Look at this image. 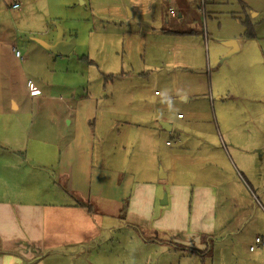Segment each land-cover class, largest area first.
Wrapping results in <instances>:
<instances>
[{
	"label": "rangeland",
	"instance_id": "374dc122",
	"mask_svg": "<svg viewBox=\"0 0 264 264\" xmlns=\"http://www.w3.org/2000/svg\"><path fill=\"white\" fill-rule=\"evenodd\" d=\"M212 1L32 0L29 18L19 26L28 31L34 24L41 32L17 31L13 40L20 41V49L25 51L24 42L33 40L54 44L59 30L76 45L69 55L53 57L54 63L33 55L25 75L46 85L45 93L37 95L39 102L52 98L59 117L63 103L83 102L91 118L97 116V124L85 125L92 143L102 136L108 140L102 144L103 155L112 159L108 168L129 178V189L155 188L150 222L165 212L166 217L169 211L175 215L173 232L165 233L126 227L119 212L110 225L112 239L100 248L99 257L85 252L75 263L57 259L56 264H264V245L250 251L255 236H264V0ZM2 2L3 8L12 3ZM9 16L15 24L17 17ZM2 17L8 23L9 17ZM249 26L253 37L248 39ZM234 40L239 51L227 58L226 43ZM162 122L172 130H165ZM146 134L150 150L148 144L143 147ZM199 142L204 144L200 149L191 147ZM206 145L228 172L230 186L223 192L229 199L217 204L211 256L202 258L174 245L210 246L199 242L202 235L188 225L186 205L173 203L171 179L161 175L166 168H177L188 178L193 167L189 160L201 153L207 158L211 148ZM98 151L97 143L95 166L100 165ZM205 166L207 170L206 161ZM238 173L253 183L256 197ZM231 189L239 192V207ZM188 197L190 206L193 197ZM153 237L172 244H139Z\"/></svg>",
	"mask_w": 264,
	"mask_h": 264
},
{
	"label": "crops",
	"instance_id": "0c3cea01",
	"mask_svg": "<svg viewBox=\"0 0 264 264\" xmlns=\"http://www.w3.org/2000/svg\"><path fill=\"white\" fill-rule=\"evenodd\" d=\"M10 1L12 3L3 8L0 0V264H56L57 259L75 263L85 252L97 258L103 244L112 239L114 230L111 222L121 213L125 215L123 223L126 227L137 231L152 228L165 233L173 232L170 229L175 224L173 211H169V217L165 212L161 218L150 222L156 199L153 186L137 185L129 189V178L126 179L118 170L114 173L108 168L112 159L107 157V153L103 155L102 147L108 140L100 135V141L92 143L85 125L97 124V116L92 119L83 102L77 103H81L79 107L73 104L74 101L63 103L60 117L52 98L48 102H39L37 95L45 93L46 85L36 79L28 81L25 75L29 74L27 67L33 55L41 58L42 62L51 63L56 54L47 51L35 40L24 42L25 51L20 49V41L13 40L17 31L32 34L41 30L34 29V24L28 31L19 26L21 21L29 18L27 15L32 0ZM16 4L21 5L20 9L12 8ZM9 14L17 17L15 24ZM3 15L9 17L8 23L4 22ZM15 50L21 52L22 59L16 57ZM30 82L32 88L28 87ZM177 116L178 119L183 118ZM162 118L167 120L165 116ZM110 121L118 123L113 116H110ZM146 136L143 147L148 144L150 150L151 137ZM113 137L115 134L111 139ZM97 143L100 165L95 166L92 151ZM113 145L117 148L118 141H114ZM200 145L204 144L199 142L191 147L200 149ZM216 150L224 154L218 145ZM210 151L213 152L211 156ZM215 157L211 148L207 158L202 153L191 158L188 166L193 167L188 172V178L184 170L180 176L177 168L174 171L166 168L165 172V179L170 178L172 182L169 189L173 203L183 201L189 213L188 225L192 226V230L199 231L202 235L199 242L205 244H209L211 236L216 233L217 204L227 199L225 195L228 192H223L230 186L226 176L228 172L223 170L221 161ZM205 161L207 170L204 169ZM231 165L237 168L233 160ZM240 165L248 170L242 160ZM238 174L256 197L253 183ZM230 192L239 207V192L235 189ZM189 195L193 197L190 206ZM237 215L233 217L237 218ZM186 217L185 214L182 225H186ZM220 227L221 231L225 228ZM257 237L264 242V236ZM143 241L145 243L140 241L139 244H166L165 240L157 237ZM193 248L198 255V251L206 249L203 246Z\"/></svg>",
	"mask_w": 264,
	"mask_h": 264
},
{
	"label": "water",
	"instance_id": "95a60500",
	"mask_svg": "<svg viewBox=\"0 0 264 264\" xmlns=\"http://www.w3.org/2000/svg\"><path fill=\"white\" fill-rule=\"evenodd\" d=\"M37 43L43 46L47 51L49 50L53 54H56L61 57L69 55L76 47L75 41L73 39L69 41L64 40V35H63L62 30L58 31V35H57V38L54 44H46L39 40H37ZM226 46L229 49L226 55L227 58H230V56L234 55V53H236L239 50L238 43L235 40L227 42ZM162 127L168 131H170L171 129V126L164 122H162ZM161 178H165V173H162ZM163 203L166 204L167 200L164 199Z\"/></svg>",
	"mask_w": 264,
	"mask_h": 264
},
{
	"label": "trees",
	"instance_id": "16d2710c",
	"mask_svg": "<svg viewBox=\"0 0 264 264\" xmlns=\"http://www.w3.org/2000/svg\"><path fill=\"white\" fill-rule=\"evenodd\" d=\"M204 1V3H210V4H213L212 2V0H203ZM166 33H171L172 34V32L171 31H169V32H166ZM185 34V33H184ZM245 36H246V38H252L253 37V28L252 27H250L249 26V28L247 29V31H246V33H245ZM172 244V243H170V242H166V244ZM209 244H210V246L208 247V248H206L204 251H202V252H200V251H198V253H200V255H201V257L203 258V257H209V256H211V251H212V243H211V241H209ZM176 247H177V249L179 248V249H181L182 251H189V252H191V253H193V252H197V250L196 249H192V248H190V247H187V246H184V245H181V244H174Z\"/></svg>",
	"mask_w": 264,
	"mask_h": 264
},
{
	"label": "built area",
	"instance_id": "2783aa9c",
	"mask_svg": "<svg viewBox=\"0 0 264 264\" xmlns=\"http://www.w3.org/2000/svg\"><path fill=\"white\" fill-rule=\"evenodd\" d=\"M20 7H21L20 4H16V5H13V6H12V8H13L14 10H16V9H20ZM15 54H16V57H17V58L19 57V58L22 59L21 52H20L19 50H15ZM28 87H29V88H32V83H31V82L28 83ZM31 93H34V91H32ZM254 242H255L254 245L251 246V248H250L251 251H255V250L258 248V246L264 244V242L262 241V239H261L260 237L255 238V241H254Z\"/></svg>",
	"mask_w": 264,
	"mask_h": 264
}]
</instances>
